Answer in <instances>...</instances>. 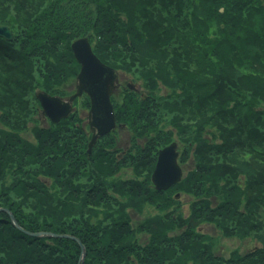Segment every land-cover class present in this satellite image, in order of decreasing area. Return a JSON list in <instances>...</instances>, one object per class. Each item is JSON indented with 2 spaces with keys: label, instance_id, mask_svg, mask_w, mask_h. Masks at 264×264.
Instances as JSON below:
<instances>
[{
  "label": "trees",
  "instance_id": "obj_1",
  "mask_svg": "<svg viewBox=\"0 0 264 264\" xmlns=\"http://www.w3.org/2000/svg\"><path fill=\"white\" fill-rule=\"evenodd\" d=\"M0 25L12 33L0 37V206L21 228L79 238L84 264H264V0H0ZM85 36L101 62L141 79L113 101L131 133L123 152L111 132L88 153L73 114L35 130V144L18 133L33 84L65 96L70 44ZM173 135L192 164L157 191L149 176ZM146 206L133 224L129 210ZM204 224L258 246L218 256ZM79 252L0 211V264H77Z\"/></svg>",
  "mask_w": 264,
  "mask_h": 264
},
{
  "label": "water",
  "instance_id": "obj_2",
  "mask_svg": "<svg viewBox=\"0 0 264 264\" xmlns=\"http://www.w3.org/2000/svg\"><path fill=\"white\" fill-rule=\"evenodd\" d=\"M0 37L12 39V33L5 25H0ZM75 60L80 65L76 75L75 92L62 100L57 96H51L46 92L35 94L42 109V115L51 122L57 123L60 119L69 116L72 109V102L83 93L90 100L88 111V124L93 132L87 144V151L90 153L92 146L99 137L109 133L115 126V115L110 96L115 89L116 74L113 68L104 65L92 51L87 37L74 40L70 44ZM176 144L171 143L158 151L156 164L151 173V183L155 190L164 191L181 180L182 171L177 162L178 152ZM8 214L11 223L20 231L33 236H56L49 232H29L21 228L11 213L6 209H1ZM57 237V236H56ZM69 237V236H68ZM76 242L78 238L70 236ZM81 248V259L84 257V245L79 243Z\"/></svg>",
  "mask_w": 264,
  "mask_h": 264
},
{
  "label": "rangeland",
  "instance_id": "obj_3",
  "mask_svg": "<svg viewBox=\"0 0 264 264\" xmlns=\"http://www.w3.org/2000/svg\"><path fill=\"white\" fill-rule=\"evenodd\" d=\"M32 19H34V17H32ZM90 45H91V43H90ZM79 69H80V65L78 64V68L74 72L75 76H69L67 78L66 82L64 84L63 83L61 84V86L63 85L62 87L66 91V93H65V96H64L65 98L62 99V98L59 97L60 99L67 100L68 97L75 92L76 75L79 72ZM114 71H115L116 75L118 76V79H119L118 81L122 82L121 88L124 87L123 89H129L128 86H127V84L130 83V84L133 85V88L136 89L134 91H136V92L143 91V89L141 87V79L140 78H137L131 72L123 71L121 69H116ZM135 73L137 74V72H135ZM34 75H36V74H34ZM116 90L110 96V100L112 102L114 100H116L115 97H117V98L120 97V94H119L120 93V90L119 91H116ZM41 91L42 90H40V87L38 85L37 86L36 85L34 86V84L32 85V89L28 93L27 99H28V104H29V107H30L29 109L30 110H33L34 111V114H33L32 117L30 116L29 119L27 118L25 121H21L20 122L21 129L18 131L19 135L21 136V138L23 140H25V141H31L33 144L36 143L35 142L36 141V138L34 136L35 135L34 134V131L35 130H38L39 128H42V127H49L50 123H53L46 116L44 117L42 115V109L40 107L39 101L37 100V98L35 96V94L37 92H41ZM43 92H45V91H43ZM166 93H167V90H164V89L161 90L160 89V90L156 91L155 94L156 95H165ZM47 94H49V93H47ZM49 95H51V96H57V95H52V94H49ZM85 96L86 95L83 93L81 96L76 97L74 99V101L72 102V109H71V112H70L69 116L72 115V114L74 115V118L79 121V123H80L81 127L83 128L84 132L87 135H89V141H90V134L91 133H90V130L88 128V123H87L88 122L87 116H88V111H89V106L90 105H89V103L88 104H85V103H82L81 102V100H83V98ZM33 99H36V100H33ZM68 117H66V118H68ZM66 118L60 119L59 122L61 120L66 119ZM59 122H57V123H59ZM57 123H53V124H57ZM183 124H184V122H183ZM188 124H189V122H188ZM115 125H116V128L112 130L113 137H115V140H116L115 146L117 148H119L123 152L129 146V143H128V141H129V132L127 131V129L124 128V125H122L121 123L119 124L118 122H116V119H115ZM9 126L10 127H13V126L15 127V125H14L13 122H11ZM188 127H192V126L191 125H188ZM109 133H111V132H109ZM109 133H107V134H109ZM107 134H105V135H107ZM105 135H103V136H105ZM130 135H131V133H130ZM172 138H173V140H171L170 143H168L165 146H168L171 143H175L176 144L175 149L178 152V156H177V162H178V160H179V154H180L179 152L181 151V145L182 144L179 141L177 135H173ZM89 141H88V143H89ZM97 142H99V138L96 140V142L94 143V145H96ZM93 146H92V148H93ZM165 146H163L162 148H164ZM86 148H88V147H86ZM162 148H160V149H162ZM156 159H157V157H156ZM155 164H156V161H155ZM178 164H179V166L181 168V171H182V177H181V179H182L184 177L186 171L189 169V167L192 164L191 158H188L187 161H186V163H182L181 164V163L178 162ZM154 168H155V165H154L151 173L153 172ZM9 172L10 171H7V174L6 175H10L11 173H9ZM129 174H130L129 171L124 172V175L125 176H129ZM150 177H151V174L149 176V179H150ZM150 182H151V180H150ZM175 195H176V198L179 199V201L181 203L180 205H182L183 211L187 212V210H188V202L190 200L189 195L184 194V193H178V192H176ZM0 208L1 209L2 208L3 209H6V210L9 211V209H7L5 207H2V206H0ZM154 212L155 211L153 209L148 208L146 206L143 209V211L141 212V214H137V212L130 211L129 210V217H130L131 222L133 224H136V223L140 222L146 214H148V213L153 214ZM11 215L13 216L12 213H11ZM199 229H200L201 232H203L205 234H208V235H212V236H216L217 237V239H218L217 242L218 243H217L216 254L218 256H222L224 258H227L231 254V251H233L235 249H237L240 253H244V252H246V251H248V250H250V249L258 246V243L255 240H252L250 238H246L244 240H240V239H236V238L220 237V236H218L219 234H217L215 228L212 225L204 224V225H201L199 227ZM37 232H49V233L54 234V235L57 236V237L56 236H48V237H52V238H69V239L73 240L70 236L75 237V236L70 235V234L54 233V232L46 231V230H40V231H37ZM30 236H33V235H30ZM35 237H40V236H35ZM41 237H44V236H41ZM145 237H146L145 234H140L139 235V239L140 240H143ZM73 241L75 243H77L78 245H79V243H81L82 245H84L80 240H79L80 241L79 243L76 242L75 240H73ZM79 248H80V245H79ZM85 258H86V249H85V246H84V257L81 259V248H80V252L78 254L77 264H84Z\"/></svg>",
  "mask_w": 264,
  "mask_h": 264
},
{
  "label": "bare ground",
  "instance_id": "obj_4",
  "mask_svg": "<svg viewBox=\"0 0 264 264\" xmlns=\"http://www.w3.org/2000/svg\"><path fill=\"white\" fill-rule=\"evenodd\" d=\"M82 38V37H81ZM88 38V37H87ZM76 40V39H75ZM89 40V39H88ZM96 56V55H95ZM97 57V56H96ZM103 63V62H102ZM104 64V63H103ZM104 65H106V64H104ZM106 66H108V65H106ZM110 67V66H109ZM116 74V73H115ZM119 79H118V76L116 75V80H115V82H114V84H115V89H114V91H113V93L115 92V90L116 91H119L120 90V97L121 96H126L125 94H127L126 92H123L124 90H127V89H123V88H121V84H122V82H120V81H118ZM127 86H128V91L129 90H131V91H133V92H136V91H134V90H136V89H134L133 88V85L132 84H130V83H128L127 84ZM86 95V94H85ZM58 97H60V98H62V99H64L65 97L63 96V97H61V96H59V95H57ZM87 96V95H86ZM117 98V97H115V102H119L120 101V99L121 98ZM88 100H89V98H88ZM110 102H111V104H112V107H113V110H114V106H113V102L110 100ZM89 105H90V100H89ZM115 115V114H114ZM116 119V118H115ZM88 123V122H87ZM88 128H89V130H90V139H91V137H92V134H93V132L91 131V129H90V126H89V124H88ZM116 128V125L114 126V128L113 129H115ZM125 128V127H124ZM112 129V130H113ZM126 129V128H125ZM112 130L110 131V132H112ZM128 131V130H127ZM129 132V131H128ZM131 137V135H130V132H129V138ZM100 138V137H99ZM115 138V137H114ZM89 141V140H88ZM128 143H130V141H128ZM131 144V143H130ZM178 183V182H177ZM19 225V224H18ZM21 227V226H20Z\"/></svg>",
  "mask_w": 264,
  "mask_h": 264
}]
</instances>
